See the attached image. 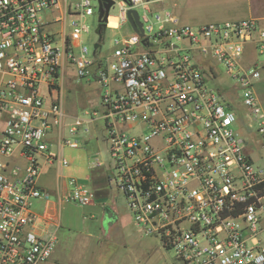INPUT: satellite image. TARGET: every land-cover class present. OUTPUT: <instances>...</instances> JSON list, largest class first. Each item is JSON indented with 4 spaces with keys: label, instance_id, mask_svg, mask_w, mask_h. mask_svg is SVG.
Wrapping results in <instances>:
<instances>
[{
    "label": "built area",
    "instance_id": "built-area-1",
    "mask_svg": "<svg viewBox=\"0 0 264 264\" xmlns=\"http://www.w3.org/2000/svg\"><path fill=\"white\" fill-rule=\"evenodd\" d=\"M176 1L116 0L120 13L110 12L106 29L121 36L102 57L103 43L91 50L84 39L98 2L0 0V264L52 257L56 231H38L55 221L52 196L38 178L47 164L70 166L64 149L80 148L93 125L107 154L93 167L124 196L139 231L172 252V264H264V102L255 90L264 17L190 24L173 11ZM55 10L70 17L62 45L45 18ZM249 44L256 59L245 67ZM65 67L71 79L99 86L96 103L74 115L64 105ZM221 72L229 89L215 82ZM240 105L259 137L258 158L234 128ZM95 197L69 176L57 199L88 206Z\"/></svg>",
    "mask_w": 264,
    "mask_h": 264
},
{
    "label": "rangeland",
    "instance_id": "rangeland-1",
    "mask_svg": "<svg viewBox=\"0 0 264 264\" xmlns=\"http://www.w3.org/2000/svg\"><path fill=\"white\" fill-rule=\"evenodd\" d=\"M78 3L81 0H73ZM94 4L98 0H92ZM120 0H118L119 2ZM261 0H182L181 10L177 11L181 19L191 24H201L207 22L238 20L247 15L249 7L264 10ZM263 1V0H262ZM116 3L111 14L120 13V5ZM143 12V10H140ZM85 23L90 26V32L84 33L85 43L91 50L100 39L97 32L99 25V16L97 12L88 17ZM130 30L128 25L124 27ZM119 30L107 28L105 39L103 41L102 57L107 56L113 47V40L120 37ZM253 57V51L249 49L245 62L248 63ZM66 78L63 80L65 88L64 99L66 106L76 113L82 112L84 107L91 106L90 101L96 103L99 86L88 79L73 80L69 79L71 72L67 70ZM257 95L264 102V69L261 71ZM220 79L215 82L222 84L224 87H230V78L221 72ZM262 86V87H261ZM240 101V98H236ZM93 104V103H92ZM87 107V108H88ZM236 110L242 112L239 123L234 128L239 136L249 140L253 148L251 152L254 157H259L260 145L257 142V135L253 132V126L249 125V118L246 116L244 105L236 106ZM92 126V125H91ZM100 134L96 126L91 127V132L86 136L80 137L82 146L78 149L65 148L64 154L70 159L68 167H63L62 175L67 176L74 174L85 165L89 158V148L94 145L99 148L100 152L93 155L99 158H106V143L101 138L98 142L96 136ZM102 136V134H101ZM59 171L58 164L48 165ZM111 189V204L117 211L118 222L116 219L106 220V214L100 207L79 206L74 203H66L58 208V216L61 219V226L58 229L57 241L54 253L46 264H172L173 254L165 248L162 243L153 235H145L139 231L134 224L126 206L124 196L116 189ZM52 200L57 196L51 193Z\"/></svg>",
    "mask_w": 264,
    "mask_h": 264
},
{
    "label": "crops",
    "instance_id": "crops-1",
    "mask_svg": "<svg viewBox=\"0 0 264 264\" xmlns=\"http://www.w3.org/2000/svg\"><path fill=\"white\" fill-rule=\"evenodd\" d=\"M181 3H182V0H177L175 2V4H174V7H173V11L178 16H180V15L178 14L177 11L181 10ZM260 3H262V6L264 7V0L263 1L261 0ZM249 9L250 10H249L247 15H244L241 18H239V17H236V18L238 20H240V19H246V18H250V17H264V10L255 9L252 6V4L250 5ZM45 18H46V21L49 22L48 29L50 31L56 33L57 43L59 45H62V43H63V34L65 32L68 33L69 30H70V27L68 25L70 17L69 16H65L59 10H55L53 12L52 11L46 12ZM180 18H181V16H180ZM111 22H114L113 24H115L116 18L112 17L111 18ZM183 22H185V21H183ZM186 23H188V22H186ZM110 29L117 30L115 28H110ZM100 34H101V37H100L99 40L103 43V41L105 39L104 30ZM249 49H251L253 51V57L248 63H246L245 62V58H246V55H247V52L249 51ZM255 59H256V52H255L254 46L252 44H249L247 46L244 58L242 59V64L245 67H248V66L253 64ZM64 70H65V76L62 79V83H63L64 96H65V88H64L63 80L66 78V75H67L66 72H67L68 68L65 67ZM70 75H69V79L71 80ZM220 77L221 76L219 74L217 76V80H219ZM259 82H260V80L256 83V88H255L256 92H257L258 88H260L259 85H258ZM217 84L222 86L225 89H229L230 88V87H226V86L224 87L222 84H220L218 82H217ZM92 100L90 101L91 105H92V103H94ZM64 105H65L66 111L70 115L76 114V112H73L71 110L70 106H66L65 99H64ZM86 107H88V106H86ZM86 107H84V108H86ZM100 140H101L100 138H97L98 142H103V141H100ZM54 148L61 149V142H60L59 138L54 139ZM99 152H100V150H99L98 147H96L94 145L90 146V148H89V158H88V161L85 163V165L83 167H81L79 170L75 171L74 174H70V175H67V176H63L62 175V173H61L62 170L61 169L63 167L61 165H59L58 163L57 164H58L59 171H56L54 168L48 166V165H54V164L45 165L43 173L38 178V182H39L40 186L45 188V189H47V190H49L51 193L55 194L57 196V198H59V196H61V194L64 191V188L66 186L68 177L69 176L78 177L81 181H83L84 183H86L89 186H91L93 191L95 192V196H96L95 197V201H94L93 204H91V206L102 208V210L105 212V214L106 215L108 214L111 217H115V215L117 216V211L113 207V205L111 204V202L109 200V198L111 197V189L108 186V180H107L106 172H105V170L102 167H100V168L97 167L96 168V167H93V165H92V161H93V159H92L93 157L92 156L95 155V154H98ZM63 204H65V203H63ZM63 204H60L58 199H56V200L53 199L50 202L49 206L53 209L55 221L50 222V223H48L46 225H44L42 223L39 224L38 231L40 233L44 234L46 229L47 230H55L56 232H58V229L61 226V219H60V216H58V212H59L58 208H59L60 205H63ZM44 206H45L44 203L42 201H39V200L35 201V203H34L35 211L40 213V214L43 213ZM115 219L118 222L117 217H115ZM46 263L47 262H45L43 264H46Z\"/></svg>",
    "mask_w": 264,
    "mask_h": 264
},
{
    "label": "water",
    "instance_id": "water-1",
    "mask_svg": "<svg viewBox=\"0 0 264 264\" xmlns=\"http://www.w3.org/2000/svg\"><path fill=\"white\" fill-rule=\"evenodd\" d=\"M99 4V25L97 32L100 34L103 30L106 29V22L108 20V17L110 15L112 7L116 4V0H98ZM128 18L134 27V29L139 30L140 27L142 30V24L139 21V14L137 10L131 9L128 12ZM106 220L114 219L115 217H111L108 214L105 215Z\"/></svg>",
    "mask_w": 264,
    "mask_h": 264
},
{
    "label": "bare ground",
    "instance_id": "bare-ground-1",
    "mask_svg": "<svg viewBox=\"0 0 264 264\" xmlns=\"http://www.w3.org/2000/svg\"><path fill=\"white\" fill-rule=\"evenodd\" d=\"M112 24L114 23V22H111Z\"/></svg>",
    "mask_w": 264,
    "mask_h": 264
}]
</instances>
